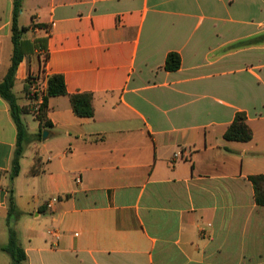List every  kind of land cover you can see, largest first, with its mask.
Listing matches in <instances>:
<instances>
[{"label": "crops", "instance_id": "obj_1", "mask_svg": "<svg viewBox=\"0 0 264 264\" xmlns=\"http://www.w3.org/2000/svg\"><path fill=\"white\" fill-rule=\"evenodd\" d=\"M13 9L0 0V82ZM19 25L47 50L27 47L16 72L28 137L13 178L19 132L0 95V264L11 229L20 264H264L249 178L264 174V0H23ZM54 73L69 94L49 97L52 126L34 138L27 78ZM82 92L93 116L72 107ZM238 112L249 141L224 138Z\"/></svg>", "mask_w": 264, "mask_h": 264}, {"label": "trees", "instance_id": "obj_2", "mask_svg": "<svg viewBox=\"0 0 264 264\" xmlns=\"http://www.w3.org/2000/svg\"><path fill=\"white\" fill-rule=\"evenodd\" d=\"M23 0H14L13 9V23H12V39L14 43V50L12 55V62L8 69V72L4 79L0 82V95L8 101L12 113V117L16 123L19 132L18 148L16 150L13 159L12 178L15 177L20 170V159L24 152V142L28 137V132L21 118L22 108L19 106L13 88L15 85L16 72L19 64L23 60L26 54V49L31 52L38 48L47 50V38H38L33 42H26L22 40L23 33L28 31L29 27L19 25V17L22 11ZM43 65L48 60V54L46 51H42ZM181 66V57L177 52H171L166 61V68L168 70H176ZM44 70V69H42ZM35 75L29 74L27 78L26 91L30 98L33 95L29 94V84ZM39 75H36V77ZM68 93L66 80L63 74L54 73L46 77V92L43 97L42 103L39 105L36 113V117L39 119L41 127L40 131L33 135L34 138H42V129L44 127L52 126L51 121L48 119V101L49 97L57 95H66ZM72 107L76 114L80 116H93L94 105H93V94L90 92L74 93L70 94ZM224 138L229 141H249L253 138V130L247 123V116L245 112H238L235 116L234 121L228 127L224 134ZM39 159L32 167L31 172L37 173ZM250 180L252 181L255 188L256 201L259 205H264V174L251 175ZM10 209L16 208L15 194L12 190L9 195ZM8 252L12 258V264H20L25 258L24 251L20 246L18 236L15 230H10V239L6 247L2 248Z\"/></svg>", "mask_w": 264, "mask_h": 264}, {"label": "built area", "instance_id": "obj_3", "mask_svg": "<svg viewBox=\"0 0 264 264\" xmlns=\"http://www.w3.org/2000/svg\"><path fill=\"white\" fill-rule=\"evenodd\" d=\"M44 79L45 83H42L40 77H36L35 75L29 84V94L34 96L32 99L36 104V110L42 103L46 92V75L44 76Z\"/></svg>", "mask_w": 264, "mask_h": 264}, {"label": "water", "instance_id": "obj_4", "mask_svg": "<svg viewBox=\"0 0 264 264\" xmlns=\"http://www.w3.org/2000/svg\"><path fill=\"white\" fill-rule=\"evenodd\" d=\"M47 135H48V131H47V130H45V131L43 132V136L46 138V137H47Z\"/></svg>", "mask_w": 264, "mask_h": 264}, {"label": "rangeland", "instance_id": "obj_5", "mask_svg": "<svg viewBox=\"0 0 264 264\" xmlns=\"http://www.w3.org/2000/svg\"><path fill=\"white\" fill-rule=\"evenodd\" d=\"M31 117V116H30ZM32 118V117H31Z\"/></svg>", "mask_w": 264, "mask_h": 264}]
</instances>
